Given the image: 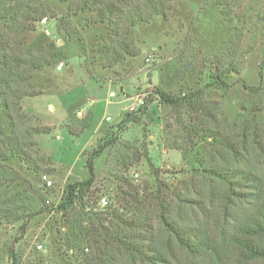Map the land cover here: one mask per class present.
<instances>
[{"label": "rangeland", "instance_id": "obj_1", "mask_svg": "<svg viewBox=\"0 0 264 264\" xmlns=\"http://www.w3.org/2000/svg\"><path fill=\"white\" fill-rule=\"evenodd\" d=\"M3 1L12 3L14 12L20 6L13 0H0V6ZM114 1L126 8L140 0ZM48 2L52 7L48 21L45 26L35 23L27 45L38 50L53 42L61 49L65 66L58 70L56 63L37 72L29 88L43 93L27 97L23 106L51 127L38 134L37 141L55 171L40 176L18 158L9 164L30 183L14 182L9 172L0 171V205L24 216L18 222H0V264H11L14 255L17 264H146L119 241L124 232L133 230L128 226L138 216L137 201L145 204L154 222L151 238L174 254L173 263L264 264V258H248L234 241L257 203L226 197V186L201 172L207 166H221L264 179V0H171L167 18L156 15L128 36L138 55L107 68L104 56L94 53L92 45L110 46L109 29L101 23L87 26L85 14L75 16L97 77L84 68L81 41L67 43L57 29V18L67 14L68 3ZM13 21L7 20L9 28ZM4 22L0 21L2 29ZM229 63L237 71L228 72ZM219 70L227 87L211 77ZM155 85L190 100L173 108L153 93ZM111 92L116 96L110 97ZM137 93L148 100L150 117L144 120L148 127L144 131L129 124L122 131L117 124L138 101ZM194 116L204 129L229 136L237 149L206 139V131L189 135L185 125ZM6 120L0 108V124ZM107 130L120 142L96 159L97 177L85 198L88 207L76 202L60 208L66 186L90 176L84 152ZM125 142L136 146L133 153L148 150L147 157L128 169L123 162L134 157L122 150ZM44 175L54 181L53 186H47ZM101 196L109 200L106 208L98 204ZM159 208L180 226L195 228L206 240L203 251L193 254L183 249L156 218ZM137 224L135 232L142 230Z\"/></svg>", "mask_w": 264, "mask_h": 264}, {"label": "trees", "instance_id": "obj_2", "mask_svg": "<svg viewBox=\"0 0 264 264\" xmlns=\"http://www.w3.org/2000/svg\"><path fill=\"white\" fill-rule=\"evenodd\" d=\"M49 0H13L17 10H13L12 3L3 1L0 6V21L4 22V29L0 26V108L4 111L7 120L0 124V171L9 172L14 182L25 184L30 183L20 171L9 164L12 158H18L28 169L36 174L51 173L54 168L50 167L51 159L45 154L40 153V147L37 141V135L49 132L51 127L41 123L35 115L27 113L23 104L27 97L43 93L42 90L30 89L29 85L37 72L45 71L60 62L61 49L57 48L53 42L45 48L38 50L32 49L27 45L29 34L36 31V22L44 17H48L51 12ZM68 3L66 15L57 18V29L64 35L67 43L74 42L76 39L82 43L84 68L91 77H97L88 62V48L86 41L81 33V29L74 22L73 17L85 14V24L87 26L105 24L112 37L110 46L99 45L94 42L92 45L94 53H100L104 56L105 68L116 64H123L127 56L135 57L138 51L129 44L128 36L138 25L150 23L154 16L168 17L169 11L173 8L171 0H140L133 3L130 7H123L113 1L102 0H59ZM14 16H17L14 18ZM15 19L12 28H9L7 20ZM228 72L237 71L236 67L229 63ZM224 71V70H223ZM213 81L220 87H227L228 84L222 76L221 70L215 72L212 76ZM153 93L159 96V99L172 106L180 108L190 96H176L165 90L161 85H155ZM145 105L140 106L137 111H127L122 120L117 124L118 129L124 131L129 124H138L145 131L148 123L144 120L150 115ZM200 118L194 116L189 124L185 125L189 135L206 131L205 138L212 139L216 144L227 147L235 151L236 145L229 136L222 134L219 130H206L200 126ZM88 123H84L82 128ZM72 130V129H71ZM73 131V130H72ZM120 142L119 136L114 132L106 131L99 139L97 144L90 150H85V166L88 168L90 176L82 181L69 183L63 194L60 208L67 209L76 202H80L83 208L88 207L85 198L92 189L97 177L96 159L103 153L114 149ZM121 145V144H119ZM122 150L133 153L136 146L129 142L122 143ZM177 149L182 151V147ZM147 149V148H146ZM141 151V152H140ZM129 154H124L126 158ZM148 156V150L139 149V152L133 153L134 160L125 161L126 169L133 166ZM202 174L220 181L226 186L228 198L233 195L240 196L250 203H257L253 212L246 216L241 225L242 235L234 236V241L242 248L248 258H264V179L252 174L251 172H237L236 170L226 169L221 166H207L202 169ZM118 180L123 183H129L125 176L116 175ZM36 194L41 198L42 194L36 190ZM135 209L137 218L130 222L127 230L119 241L127 244L131 249L134 258L141 259L146 264H176L174 254L169 251L159 240L152 237L154 233V222L151 216H148L146 206L140 204ZM149 208V207H148ZM158 221L164 229L173 236L178 244L185 250L195 254L203 251L205 239H202L195 228L183 227L172 221L164 209L158 210L155 214ZM24 219L23 214L8 211L0 205V222L7 220L9 222H18ZM135 223V224H133ZM142 225V230L135 232L134 227ZM11 264H17L15 255Z\"/></svg>", "mask_w": 264, "mask_h": 264}, {"label": "built area", "instance_id": "obj_3", "mask_svg": "<svg viewBox=\"0 0 264 264\" xmlns=\"http://www.w3.org/2000/svg\"><path fill=\"white\" fill-rule=\"evenodd\" d=\"M47 21H48V18H47V17H44V18H42L39 22H40L41 25H44V26H45V24L47 23ZM46 33L50 34V30L47 29V30H46ZM53 37H54V39H55V38H57V35L54 34ZM148 60H150L149 57H148ZM64 66H65V62H60V63L57 65V69H58V70H62V69L64 68ZM115 96H116L115 92H111V93H110V97H115ZM137 99H138V101H137L136 103H133V104L129 107V109H128L129 111H131V112H133V111H137V110L139 109L140 106H143V105L146 104V96H145V94L137 93ZM80 114H81V112H80ZM110 119H111L110 116H108V117H107V120H110ZM43 178H44V180H45L47 186L51 187V186L54 185V181H53L52 179L48 178L47 175H44ZM98 204H99V206H100L101 208H106V207L109 205V200H108L107 196H101V197L98 199ZM40 247H42V246L40 245Z\"/></svg>", "mask_w": 264, "mask_h": 264}]
</instances>
